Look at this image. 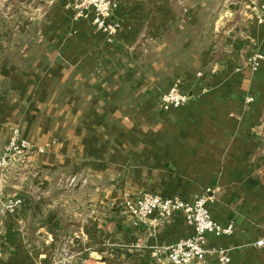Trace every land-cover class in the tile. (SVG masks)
<instances>
[{
  "label": "crops",
  "instance_id": "1",
  "mask_svg": "<svg viewBox=\"0 0 264 264\" xmlns=\"http://www.w3.org/2000/svg\"><path fill=\"white\" fill-rule=\"evenodd\" d=\"M262 1L211 0L178 16L176 0H121L108 43L91 16L46 0L57 16L0 51V150L16 127L45 148L1 176L0 264H61L63 252L71 264H167L151 250L194 231L180 213L135 226L122 204L144 193L206 197L212 218L234 226L208 247L264 264V61L248 63L264 57ZM178 81L191 99L165 111ZM13 197L23 205L7 213Z\"/></svg>",
  "mask_w": 264,
  "mask_h": 264
},
{
  "label": "built area",
  "instance_id": "2",
  "mask_svg": "<svg viewBox=\"0 0 264 264\" xmlns=\"http://www.w3.org/2000/svg\"><path fill=\"white\" fill-rule=\"evenodd\" d=\"M121 0H67L66 7L75 12V18L85 19L91 16L92 24L99 32L107 37L108 43H114L121 24L115 20L116 12L120 8ZM255 20L264 23V0L253 8ZM264 57L253 54L248 60L252 70L261 67ZM191 96L182 91L180 84L176 83L160 101L161 108L165 111L186 106ZM248 99V103L252 102ZM45 148L36 147L22 137L20 128H13L7 145L0 150V196L3 192L1 176L11 170L26 166L28 159L35 154H43ZM208 199L197 196L193 202H186L178 196L164 197L145 193L137 200H128L122 204L127 216L135 226L150 225L153 228H162L169 224L174 216L182 214L194 234L177 243L158 247L151 250L154 258L165 261L167 264H230L231 257L225 248H209L208 236L217 238L230 236L234 232L232 224L223 227L211 216L207 208ZM20 198H10L4 204L7 213H15L22 207ZM262 246L263 242H259ZM72 257L63 252L61 264H71Z\"/></svg>",
  "mask_w": 264,
  "mask_h": 264
},
{
  "label": "rangeland",
  "instance_id": "3",
  "mask_svg": "<svg viewBox=\"0 0 264 264\" xmlns=\"http://www.w3.org/2000/svg\"><path fill=\"white\" fill-rule=\"evenodd\" d=\"M210 1L211 0H176L177 15L180 16L184 14L185 10L187 11L186 14H188V11L194 9L198 3L207 5ZM45 2L46 0H0L1 52H7L10 48L13 49L14 47H23L28 43L21 40L23 35L39 33L44 29L43 22L45 17L50 14L51 17L57 16V14H53L51 8H48V5L46 6ZM216 4L217 1L214 5ZM177 83L180 84L179 81Z\"/></svg>",
  "mask_w": 264,
  "mask_h": 264
}]
</instances>
